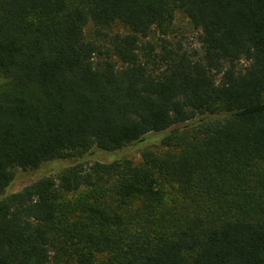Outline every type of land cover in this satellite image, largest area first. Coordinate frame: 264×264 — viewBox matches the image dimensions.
<instances>
[{
	"label": "trees",
	"instance_id": "16d2710c",
	"mask_svg": "<svg viewBox=\"0 0 264 264\" xmlns=\"http://www.w3.org/2000/svg\"><path fill=\"white\" fill-rule=\"evenodd\" d=\"M176 10L198 58L144 41ZM0 264H264V0H0Z\"/></svg>",
	"mask_w": 264,
	"mask_h": 264
},
{
	"label": "rangeland",
	"instance_id": "374dc122",
	"mask_svg": "<svg viewBox=\"0 0 264 264\" xmlns=\"http://www.w3.org/2000/svg\"><path fill=\"white\" fill-rule=\"evenodd\" d=\"M127 31L128 28L120 22H115L109 27L99 28L98 30L89 22L84 28L85 38L100 45H107L115 33H125ZM199 34L200 30L191 24L185 13L182 10H176L172 21L168 25L163 28H153L144 41L149 44L147 46L146 43L145 46L153 47L151 51V55L153 54L152 56H154V54L159 55L168 49L184 52L192 58H198L202 55V45L199 40ZM140 54L145 56L147 52L142 50ZM160 147L161 144H159V142L150 145V148L153 149H158ZM122 156L131 159L135 163H138L141 158L140 151L137 148L124 150ZM102 158H104L102 154L89 151L81 155L56 158L35 169L17 168L14 171V179L7 188V192L21 189L24 185L40 175L48 173L56 175L68 163L82 162L86 164Z\"/></svg>",
	"mask_w": 264,
	"mask_h": 264
}]
</instances>
